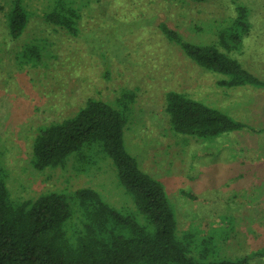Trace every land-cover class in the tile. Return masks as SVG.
<instances>
[{"label": "rangeland", "instance_id": "obj_1", "mask_svg": "<svg viewBox=\"0 0 264 264\" xmlns=\"http://www.w3.org/2000/svg\"><path fill=\"white\" fill-rule=\"evenodd\" d=\"M59 0H25L28 24L18 39L7 32L11 0H0V160L13 201L48 191L97 190L112 206L145 219L98 148L63 165L37 170L32 146L41 126L74 116L89 98L119 107L132 93L124 131L127 150L165 189L177 230L216 243L219 256L236 258L264 246V88L221 87L223 76L188 58L160 32L165 22L188 41L216 42L221 29L248 8L250 33L231 56L264 79V0H64L80 14L78 34L45 19ZM41 48L33 63L20 55ZM227 112L248 128L213 138L171 129L168 91ZM73 212L72 235L81 227ZM254 264H264L254 260Z\"/></svg>", "mask_w": 264, "mask_h": 264}, {"label": "trees", "instance_id": "obj_2", "mask_svg": "<svg viewBox=\"0 0 264 264\" xmlns=\"http://www.w3.org/2000/svg\"><path fill=\"white\" fill-rule=\"evenodd\" d=\"M24 2L11 0L7 32L13 40L20 38L28 24ZM236 12L217 41L209 44L188 41L165 22L159 28L188 58L223 75L219 86L264 88V79L230 55L242 48L251 30L248 8L239 4ZM45 19L78 34L79 11L64 0ZM20 55L37 63L41 48L29 44ZM132 98L131 92H124L119 107L89 98L74 116L41 126L33 141L32 165L39 171L57 167L73 154L84 156V149L98 148L111 159L120 185L131 195L145 224L133 213L110 205L90 187L78 188L71 195L48 191L33 200L13 201L0 160V264H254L264 259V246L248 255L226 258L219 256L214 241L202 239L198 246L193 232L178 233L162 184L140 168L125 146ZM164 110L173 131L197 138L248 128L227 112L175 90L166 93ZM75 210L80 212L81 227L70 235L67 224Z\"/></svg>", "mask_w": 264, "mask_h": 264}]
</instances>
